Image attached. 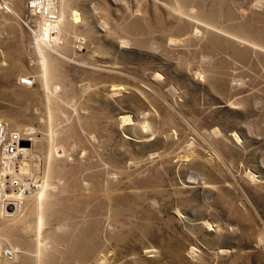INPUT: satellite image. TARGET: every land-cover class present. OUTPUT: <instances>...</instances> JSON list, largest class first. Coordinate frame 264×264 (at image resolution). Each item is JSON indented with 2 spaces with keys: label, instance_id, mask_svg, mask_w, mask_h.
Masks as SVG:
<instances>
[{
  "label": "rangeland",
  "instance_id": "1",
  "mask_svg": "<svg viewBox=\"0 0 264 264\" xmlns=\"http://www.w3.org/2000/svg\"><path fill=\"white\" fill-rule=\"evenodd\" d=\"M54 9L0 0V264H264V0Z\"/></svg>",
  "mask_w": 264,
  "mask_h": 264
},
{
  "label": "built area",
  "instance_id": "2",
  "mask_svg": "<svg viewBox=\"0 0 264 264\" xmlns=\"http://www.w3.org/2000/svg\"><path fill=\"white\" fill-rule=\"evenodd\" d=\"M28 9L38 17L40 24L49 28L50 40L57 32L58 14L54 9L56 0H24ZM22 83H31L29 78H22ZM20 137L17 133L8 132L3 121L0 120V149L3 152V165L23 152L19 145ZM6 163V164H5Z\"/></svg>",
  "mask_w": 264,
  "mask_h": 264
},
{
  "label": "bare ground",
  "instance_id": "3",
  "mask_svg": "<svg viewBox=\"0 0 264 264\" xmlns=\"http://www.w3.org/2000/svg\"><path fill=\"white\" fill-rule=\"evenodd\" d=\"M59 21V19H58ZM58 23V22H57ZM35 35H36V39L37 40H41L42 42L45 41V42H48V41H53L54 39L52 38L50 40V37H49V28L47 26H43L42 24H40L39 26V29H37L35 31ZM47 44V43H46ZM42 186V184L40 185V187ZM21 194L23 195V191L20 192L19 196H21ZM5 200V199H4ZM3 201V200H2ZM21 201V200H20ZM12 205H18L17 204V201L16 202H10ZM7 203L6 202H2L0 203V212H2L4 210V206L6 205ZM9 204V203H8ZM21 204V203H20Z\"/></svg>",
  "mask_w": 264,
  "mask_h": 264
}]
</instances>
